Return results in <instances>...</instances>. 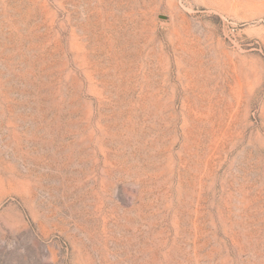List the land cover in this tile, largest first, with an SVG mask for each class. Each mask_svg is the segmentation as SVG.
I'll return each instance as SVG.
<instances>
[{
    "label": "rangeland",
    "instance_id": "obj_1",
    "mask_svg": "<svg viewBox=\"0 0 264 264\" xmlns=\"http://www.w3.org/2000/svg\"><path fill=\"white\" fill-rule=\"evenodd\" d=\"M0 264H264V0H0Z\"/></svg>",
    "mask_w": 264,
    "mask_h": 264
},
{
    "label": "water",
    "instance_id": "obj_2",
    "mask_svg": "<svg viewBox=\"0 0 264 264\" xmlns=\"http://www.w3.org/2000/svg\"><path fill=\"white\" fill-rule=\"evenodd\" d=\"M161 17H163V18H168L167 16H163V15H161Z\"/></svg>",
    "mask_w": 264,
    "mask_h": 264
}]
</instances>
